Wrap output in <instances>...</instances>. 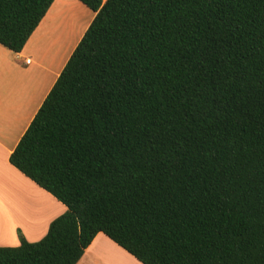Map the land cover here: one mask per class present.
Segmentation results:
<instances>
[{
    "label": "trees",
    "instance_id": "1",
    "mask_svg": "<svg viewBox=\"0 0 264 264\" xmlns=\"http://www.w3.org/2000/svg\"><path fill=\"white\" fill-rule=\"evenodd\" d=\"M77 1L93 18L9 156L66 210L0 264H76L98 233L141 264H264V0ZM53 2L0 0V45Z\"/></svg>",
    "mask_w": 264,
    "mask_h": 264
},
{
    "label": "crops",
    "instance_id": "2",
    "mask_svg": "<svg viewBox=\"0 0 264 264\" xmlns=\"http://www.w3.org/2000/svg\"><path fill=\"white\" fill-rule=\"evenodd\" d=\"M50 8L19 53L0 45V247L18 246L17 231L29 243L39 241L50 222L66 210L9 163L11 152L76 46L65 51L52 44ZM76 264L141 263L98 233Z\"/></svg>",
    "mask_w": 264,
    "mask_h": 264
},
{
    "label": "rangeland",
    "instance_id": "3",
    "mask_svg": "<svg viewBox=\"0 0 264 264\" xmlns=\"http://www.w3.org/2000/svg\"><path fill=\"white\" fill-rule=\"evenodd\" d=\"M92 16L93 13L77 0L55 1L48 16L52 44L65 48V51L70 50L86 31Z\"/></svg>",
    "mask_w": 264,
    "mask_h": 264
}]
</instances>
